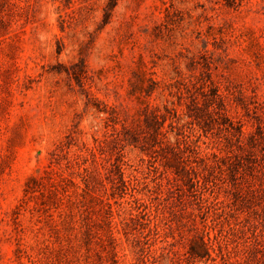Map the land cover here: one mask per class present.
I'll return each instance as SVG.
<instances>
[{
  "label": "rangeland",
  "instance_id": "1",
  "mask_svg": "<svg viewBox=\"0 0 264 264\" xmlns=\"http://www.w3.org/2000/svg\"><path fill=\"white\" fill-rule=\"evenodd\" d=\"M150 110L230 156L208 213L153 193ZM192 223L218 236L203 258ZM0 264H264V0H0Z\"/></svg>",
  "mask_w": 264,
  "mask_h": 264
},
{
  "label": "trees",
  "instance_id": "2",
  "mask_svg": "<svg viewBox=\"0 0 264 264\" xmlns=\"http://www.w3.org/2000/svg\"><path fill=\"white\" fill-rule=\"evenodd\" d=\"M217 103H221V95L217 92L214 94ZM219 106V105H218ZM209 107V105H208ZM165 112L170 114L168 109L164 107ZM210 113V112H209ZM176 117V116H173ZM169 117V127H172L173 121ZM145 124L150 126L152 129L151 140L153 142V146H157L159 149H154L153 153L156 155L152 158L159 157L162 159L161 168L154 167L155 169V177H154V185L152 186L154 190L153 193L160 195L162 197L164 194L167 195L171 193L174 187H180L181 185L188 186L190 188V192L193 193L194 196L201 206H199L198 210H200L201 214L208 213L212 210V207L215 206V202L205 194H197V189L202 186H205L208 177L207 175L211 172L214 173L219 169L221 171L219 163L224 160L229 159L230 156L226 154H220L219 152H203L200 150L199 146L196 145L192 141H188L183 139L181 144L183 148L180 147L179 142L176 141L175 145L171 144L167 137V131H163V124L168 119L165 114L159 113L157 114L154 110H150L149 116L145 118ZM197 126L201 128L203 135L205 136L206 129L208 124L203 120L202 123L197 121ZM115 138L117 141H122L119 135L116 133ZM86 156L84 159L87 160L88 157L95 160L96 158V147H88L86 146ZM120 165H116L115 169L117 170L118 177L117 183H120L121 187L125 185V181L120 177ZM52 172V168L50 171L46 172V178L49 177V174ZM81 181L84 185V188L80 187L82 191L89 188L87 183V175L88 170L87 167H83L82 171L79 173ZM43 177H33L30 179V183H35V187L28 188L26 190L29 193L34 192L38 189L37 186H40L42 183ZM29 187V184H28ZM57 191L54 185L52 189H50L51 194H55ZM138 202V199H134ZM110 205L109 203H107ZM142 204V203H141ZM140 212V211H139ZM193 227V235L190 238V246L187 251L188 257L190 258H203L208 253L207 243L205 242V238L207 241H215L218 242L217 233L214 232L213 224L203 223L201 227H197L192 223ZM219 243V242H218Z\"/></svg>",
  "mask_w": 264,
  "mask_h": 264
}]
</instances>
